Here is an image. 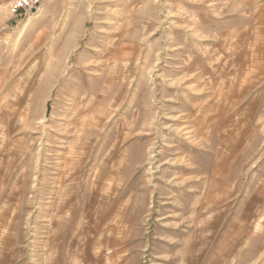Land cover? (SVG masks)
Masks as SVG:
<instances>
[{
	"label": "rangeland",
	"instance_id": "374dc122",
	"mask_svg": "<svg viewBox=\"0 0 264 264\" xmlns=\"http://www.w3.org/2000/svg\"><path fill=\"white\" fill-rule=\"evenodd\" d=\"M30 1L0 0V264H264V0Z\"/></svg>",
	"mask_w": 264,
	"mask_h": 264
},
{
	"label": "built area",
	"instance_id": "2783aa9c",
	"mask_svg": "<svg viewBox=\"0 0 264 264\" xmlns=\"http://www.w3.org/2000/svg\"><path fill=\"white\" fill-rule=\"evenodd\" d=\"M37 2H39V0H35V4H36ZM20 3H21V2H20ZM23 4H24V6H25V5H28V4L32 5V3H31L30 0H29V1H27V0H23ZM29 7H30V6H29Z\"/></svg>",
	"mask_w": 264,
	"mask_h": 264
}]
</instances>
